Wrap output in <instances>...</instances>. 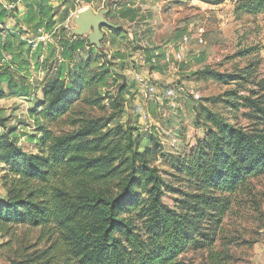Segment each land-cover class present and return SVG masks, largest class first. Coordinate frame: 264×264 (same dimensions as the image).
I'll return each instance as SVG.
<instances>
[{
    "label": "trees",
    "instance_id": "trees-1",
    "mask_svg": "<svg viewBox=\"0 0 264 264\" xmlns=\"http://www.w3.org/2000/svg\"><path fill=\"white\" fill-rule=\"evenodd\" d=\"M237 10L257 17L264 14V0H238ZM12 13L0 6V22ZM115 15L134 20L136 9L122 7ZM40 24L46 30L51 22ZM111 31L123 32L119 27ZM20 42L29 45L28 51L33 47ZM58 43L63 48L61 64L42 85L34 109L41 151L22 148L12 130L0 133L7 190L6 197H0V231L27 224L51 236L45 250L12 264H182L181 256L191 249L207 250L212 264L230 260L232 256L217 247L226 218L240 204V196L253 201L252 179L264 175V77L257 75L259 65L251 62L243 73L233 74L210 67L198 71L237 88L207 100L224 104L229 115L201 107L198 123H203L204 134L173 157L174 181L169 182L154 165L163 152L156 135L141 150L140 127L112 125V117L72 116L79 101L100 104L107 98L87 99L85 92L94 85L106 86L115 64L130 69L125 54L108 55L102 47L94 55L97 47L85 35L62 36ZM10 48L5 43L4 49ZM35 50L30 56L38 59L42 46ZM23 54L12 53V65L0 63L2 96L6 89L13 96L30 95L29 61ZM145 59L150 63L152 57ZM160 69L151 64L152 71ZM112 104L118 109L123 105L118 97ZM60 122L73 129L57 133L53 127ZM0 126L6 128L1 117ZM167 192L177 195L174 206L164 202Z\"/></svg>",
    "mask_w": 264,
    "mask_h": 264
},
{
    "label": "rangeland",
    "instance_id": "rangeland-1",
    "mask_svg": "<svg viewBox=\"0 0 264 264\" xmlns=\"http://www.w3.org/2000/svg\"><path fill=\"white\" fill-rule=\"evenodd\" d=\"M131 1L92 0L90 3L83 0L73 1V9L77 11L85 7H92L96 12L110 8L108 19L118 25L123 32L116 35L112 33L111 27L104 26L105 36L102 46L108 55L119 56L124 53L128 61L127 67H132L124 70V66L115 64L112 67L113 75L108 77L106 86L94 85L85 92L87 99L90 96L92 99L100 96L107 98L100 104L88 103L87 100L79 101L72 116L78 118L82 114L89 117H112V125L140 127L141 150L148 143L151 135H156L163 145V152L154 165L166 180L173 182L174 179L170 176L174 172L171 167L173 157L189 150L195 145L198 137L204 134L203 123H198L202 119L199 115L201 107L207 106L213 111L229 115L224 104L207 100L237 88L236 83L223 84L213 78L199 75L198 71L210 67L221 73H243L246 66L254 62L259 65L257 75L259 78L264 77V14L255 17L239 12L238 0H139V7L134 8L137 21H143V26L149 25L146 28L142 27L141 32L137 31L140 41L151 38L154 26L158 28L161 40H169L170 31L172 38L175 32L177 33L178 37L173 38L172 43H166L168 44L166 49L173 48L185 35L189 37L190 51L186 54L184 61L171 60L156 64L160 67L164 66L167 71L170 70L172 78L169 82L155 83L159 90L158 99L157 96L139 92L136 75H142L144 66L134 60L136 56L134 54H141L144 58L154 57L157 47L152 48L147 44V46L132 45V48L128 46L132 43L128 39L130 37L128 32L134 34L135 30L132 25L115 15L119 11L114 8L118 7L115 4L122 6L123 3L127 4ZM123 7L129 8L127 5ZM73 28H76V25L72 19L63 23L57 37L73 35ZM47 42V40L42 42L44 48L38 59L36 54L30 56L36 50L32 47L28 51V44L21 51L24 53L23 57L29 61V80L33 81L30 95H11L6 89V83H3L6 89L5 96L0 93V117L6 123L5 129L0 126V133L12 130V135L16 137L22 148L36 153L41 151L38 145L41 135L35 128L34 109L42 98L40 90L42 85L58 70L63 57V48L57 40L54 39L53 43ZM126 45L128 48L123 51ZM250 47H255L256 50L247 53L246 50ZM98 49L93 48L94 55L101 52ZM86 54L87 51L83 52L82 57ZM9 55L12 58V55ZM18 61L21 60L18 59ZM100 61L93 65L94 69L98 67ZM151 64H154L152 59L150 63L146 61L144 65L153 72ZM123 73L128 74L127 78H124ZM123 84L126 86L121 97L119 89ZM174 85H185L194 89L200 93L201 99L196 100L195 97L180 92H177L174 97L167 96L165 94L167 88ZM117 97L123 103L120 109L112 104ZM72 129L73 127L66 122H60L58 127H53L57 133ZM139 131H134V135H137ZM5 173L6 167L0 164L1 198L7 195L3 178ZM252 181L255 185L253 201L247 196H240L238 198L240 204L237 203L234 211L226 218L225 228L217 247L229 253L232 258L224 260L222 264H264V175L253 178ZM175 186L178 187L177 184ZM176 197L177 195L167 192L164 202L174 206ZM50 237L44 234L41 227H32L27 224L15 225L9 232L0 231V264H12V261L22 260L35 251L45 250L50 244ZM181 261L182 264H212L207 250L191 249L181 256Z\"/></svg>",
    "mask_w": 264,
    "mask_h": 264
},
{
    "label": "crops",
    "instance_id": "crops-1",
    "mask_svg": "<svg viewBox=\"0 0 264 264\" xmlns=\"http://www.w3.org/2000/svg\"><path fill=\"white\" fill-rule=\"evenodd\" d=\"M4 2L0 3L1 7H6V3L9 0H3ZM74 0H24L23 2L19 3L14 9H8L9 11L13 10L12 14H8V16H5V18L0 22V63L4 64H11V56L13 54H17L20 51H23L26 45H21L20 40H26L28 41L30 38H35L37 35L38 29L40 28L41 24L38 25L39 23H47L51 22L50 27H46V31L49 33H54L51 43L54 42L55 40H59L61 36L57 37V33L60 32V28L68 21V17L70 16L71 13H77V10H74ZM139 0H132L130 3H123L122 6L115 4L118 7H114L115 9H121L123 6L131 7L132 9L138 8L139 7ZM68 10V13H67ZM114 12V11H112ZM66 17V18H65ZM119 17V16H118ZM122 19V18H121ZM124 22H128L130 25L133 26L135 32L132 34L131 32H128V35L130 36L128 39L132 43L128 46L132 48V45L136 46V44H141V45H149L152 48L157 47V51L160 54H164L165 49L167 47L169 42H173V38H177L178 35L175 32L172 38V32L170 31L169 33V40H161L160 38V33L157 27H153L154 31L151 32V38L149 37L147 40L142 39V41L139 40V36L137 34L138 32H141L142 27H149V25L143 26V21L138 22L137 18L134 20H129V19H122ZM140 24V25H138ZM67 27V25H65ZM38 29L36 30L35 28ZM166 27L168 25L166 24ZM15 33L17 34V37L13 36L12 34ZM138 35V36H137ZM171 38V39H170ZM168 41V42H167ZM7 43L8 45H11L10 51H6L4 49V45ZM48 43V42H47ZM42 46V49L44 48V43H36V45H33V50L37 48L38 45ZM147 44V45H146ZM125 48H128L127 45L122 49L123 51ZM33 52V51H32ZM139 53V51L137 52ZM42 54V52H41ZM134 60L139 61L140 65L144 66V71L142 72V75H145L148 77L152 82L154 83H164V82H169L171 81L170 77V70L168 67L167 71L164 66L161 67L160 70L158 71H149L148 68L146 67V61L143 55L141 54H134ZM138 58V59H137ZM13 67V66H12ZM171 68V67H170ZM30 72V69H29ZM29 83L33 84V81L30 79ZM41 90V89H40ZM42 92V90H41ZM29 98V97H27Z\"/></svg>",
    "mask_w": 264,
    "mask_h": 264
},
{
    "label": "built area",
    "instance_id": "built-area-1",
    "mask_svg": "<svg viewBox=\"0 0 264 264\" xmlns=\"http://www.w3.org/2000/svg\"><path fill=\"white\" fill-rule=\"evenodd\" d=\"M24 0H9L6 3V7L8 9H14L19 3L23 2ZM4 2L3 0H0V3ZM76 14L71 13L70 16L68 17V21H70L73 16ZM68 27V25H67ZM54 33H49L46 32L44 27H40L38 29L37 35L35 38H30L28 40L29 43L36 45V43L40 42L42 43L43 41L47 40L48 42L52 41ZM190 51L189 49V37L188 35H185L182 39L177 41L175 46L173 48L166 49L163 58H159V52H155V56L152 57V62L154 64H163L164 62H170L171 60L177 61V62H182L185 60L186 54ZM136 80L138 82L139 86V92L146 94V95H151V96H157L159 99V90L158 86L152 82L148 77L144 75L137 74L136 75ZM177 92L183 93V94H188L196 98V100L201 99L200 93L195 91L194 89H191L188 86L185 85H174L172 87L167 88L165 94L169 97H174L176 96ZM146 119V117H145Z\"/></svg>",
    "mask_w": 264,
    "mask_h": 264
},
{
    "label": "water",
    "instance_id": "water-1",
    "mask_svg": "<svg viewBox=\"0 0 264 264\" xmlns=\"http://www.w3.org/2000/svg\"><path fill=\"white\" fill-rule=\"evenodd\" d=\"M110 8L101 9L96 12L92 7H85L78 11L72 18L76 28L72 29L73 35L88 36L89 41L97 48L101 49L102 40L105 36L103 27L117 28L118 25L112 23L107 15Z\"/></svg>",
    "mask_w": 264,
    "mask_h": 264
}]
</instances>
